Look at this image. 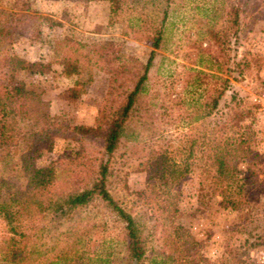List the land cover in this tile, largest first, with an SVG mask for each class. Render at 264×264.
<instances>
[{"label":"rangeland","instance_id":"rangeland-1","mask_svg":"<svg viewBox=\"0 0 264 264\" xmlns=\"http://www.w3.org/2000/svg\"><path fill=\"white\" fill-rule=\"evenodd\" d=\"M137 1L126 0L118 15L111 18L108 0H0L1 10L31 17L27 27L19 25L15 31L8 30L7 37H0V85L6 80L4 57L16 55L50 66L45 75L16 72L13 77L15 84L40 94L48 103L50 118L60 127L52 152L41 157L40 165L54 162L58 170L66 169L61 164L65 154L79 148L89 160L92 175L91 168L101 157V142L74 135L69 128L93 125L97 109L113 107L125 88L112 81L106 68L99 69L81 59L77 72L69 74L62 70L60 59L71 56V42L75 41L93 51L107 48L115 63L144 64L151 50L146 35L136 26L127 25V19L141 9ZM230 4L237 8L238 30L230 37L228 60H224L226 68L233 71L227 75L198 67L194 61H198L199 51L219 55L206 30L222 28ZM166 9L162 42L155 50L146 82L148 99H156V107L161 103L162 110L156 108L159 112L152 125L146 124L139 112L126 121L118 148L108 158L111 175L107 189L138 224L147 261L152 258L175 264L171 262L175 258L180 264H245L248 251L264 247V0H172ZM42 18L59 24L49 26ZM243 59L249 61L248 67L242 71V78L232 81L237 74L231 63ZM191 69L229 83L217 109L192 124L189 121L196 107L189 100L202 101L204 90L192 92L187 88ZM73 81L84 84V93L74 102L58 99V93ZM228 108L248 112L256 140L260 141L252 157L237 165V182L230 186L235 204L221 205L220 197L209 192L210 186L196 168L178 186L164 188L168 191L164 199L158 196L157 188L146 189L145 158L150 149L174 143L176 138L197 141L212 123L221 122ZM17 127L21 129L15 138L17 143L0 152V181L5 183L2 193L24 190L19 166L25 150L22 140L40 124L24 121ZM37 225L43 228L34 248L40 256L50 258L70 248V253L77 249L89 259L97 258H83L75 264H103L107 257L110 262L106 264H125L122 225L98 200L75 209L67 218L39 219ZM3 231L0 224V238Z\"/></svg>","mask_w":264,"mask_h":264},{"label":"trees","instance_id":"trees-1","mask_svg":"<svg viewBox=\"0 0 264 264\" xmlns=\"http://www.w3.org/2000/svg\"><path fill=\"white\" fill-rule=\"evenodd\" d=\"M125 1L108 0L111 18L118 15ZM171 1L138 0L136 4L141 6L138 15L127 19V25L140 29L149 42L151 50L144 64L115 63L107 48L97 47L93 51L90 46L75 41L71 42L74 45L71 56L60 59L62 70L69 74L77 72V63L81 59L86 63L91 62L99 69L106 68L111 73L112 81H118V85L125 88L118 95L113 107L97 109L93 125L69 128L74 135L92 137L101 142V157L97 165L91 168L92 175L88 168L89 160L79 148L69 150L65 154L61 164L66 166V169L58 170L54 162L39 164L44 154L52 152L55 140L59 137L60 127L50 118L48 103L40 94L22 84H15L13 77L16 72L45 75L50 71V66L41 61L28 62L16 55L2 59V65L6 68V80L5 84L0 85V152L17 143L15 138L21 133V129L17 127L18 123L31 121L35 125L40 124V127L29 130L22 140L25 150L20 154L19 166L25 179L24 190L2 193L5 183L0 181V224L4 230L0 238V264H75L78 260H97L96 257H85L83 251L79 252L77 249L70 253V248L69 251L59 250L50 258L34 253L35 241L43 230L37 225L39 219L52 216L67 218L72 211L85 207L94 200L100 201L122 225L125 264H146L138 224L113 200L107 189L108 177L111 175L108 158L118 148L129 117L139 112L140 116L148 121L146 124L152 125L159 110H162L161 103L156 107V99H148L146 82L155 50L162 42L167 18L166 8ZM8 16H12V19L8 20ZM30 19L29 15L10 14L0 9V37H7L8 30L15 31L19 25L27 27ZM42 20L49 26L59 24L49 18ZM237 30V8L230 4L225 12L222 28L206 30V37L218 48L219 55L199 51L198 61L194 63L198 67L214 69L227 75L233 72L226 68L227 63L224 60H228L230 37L236 34ZM66 43L70 44V40L67 39ZM203 54H207L205 59ZM248 63L249 61L244 59L231 63L237 74L236 79L232 81L242 78V71L247 69ZM190 72L191 77L186 81L187 88L192 92H197L198 88L204 90L202 101L189 100V104L193 108L196 107L195 115L189 121L192 124L207 118L217 109L229 83L224 78L202 70L191 69ZM83 87L84 84L73 81L59 92L57 97L65 102H74L84 93ZM247 113L244 109L228 108L221 122L212 123L197 141L176 138L174 143L150 149V154L145 158L146 189L157 188L158 196L164 199L168 195V191H163L164 188L178 186L191 169L196 168L203 176V182L210 186L209 192L220 197L221 205L235 204L236 201L230 198L233 193L230 186L237 182V165L249 160L253 149L260 143L256 140ZM195 152L197 157L194 156ZM194 160L198 164H195ZM200 189H203V185H200ZM262 240L264 244V234ZM179 261L173 258L171 262L180 264ZM109 262L107 257L103 264ZM147 262L168 264L165 260L156 261L152 258Z\"/></svg>","mask_w":264,"mask_h":264},{"label":"built area","instance_id":"built-area-1","mask_svg":"<svg viewBox=\"0 0 264 264\" xmlns=\"http://www.w3.org/2000/svg\"><path fill=\"white\" fill-rule=\"evenodd\" d=\"M245 264H264V247L248 251Z\"/></svg>","mask_w":264,"mask_h":264}]
</instances>
